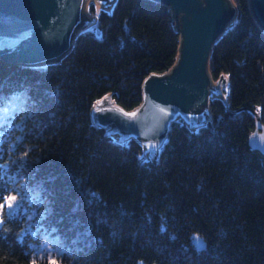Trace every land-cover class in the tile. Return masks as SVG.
I'll return each mask as SVG.
<instances>
[{
    "label": "trees",
    "instance_id": "16d2710c",
    "mask_svg": "<svg viewBox=\"0 0 264 264\" xmlns=\"http://www.w3.org/2000/svg\"><path fill=\"white\" fill-rule=\"evenodd\" d=\"M234 3L210 55L225 81L208 120L175 118L153 151L93 112L105 96L137 108L145 80L176 63L169 4L118 0L58 61L0 59V264H264V153L250 145L252 110L264 123V29L249 0Z\"/></svg>",
    "mask_w": 264,
    "mask_h": 264
},
{
    "label": "water",
    "instance_id": "95a60500",
    "mask_svg": "<svg viewBox=\"0 0 264 264\" xmlns=\"http://www.w3.org/2000/svg\"><path fill=\"white\" fill-rule=\"evenodd\" d=\"M161 1L173 9L182 36L176 63L145 80L144 99L137 108L128 111L110 100L106 105L108 98L103 97L93 112L100 126L115 127L123 137L136 136L146 146L163 144L170 123L179 114L194 127L208 120L214 83L211 51L237 12L233 0ZM249 3L264 29V0ZM84 7L85 0H0V59L23 65L60 60L73 45ZM224 81L222 76L217 86ZM252 111L257 126L250 145L264 153V123L261 113ZM192 243L198 250L208 247L197 233L192 234Z\"/></svg>",
    "mask_w": 264,
    "mask_h": 264
},
{
    "label": "rangeland",
    "instance_id": "374dc122",
    "mask_svg": "<svg viewBox=\"0 0 264 264\" xmlns=\"http://www.w3.org/2000/svg\"><path fill=\"white\" fill-rule=\"evenodd\" d=\"M117 1L118 0H85L84 20H83L82 24H80L78 26L76 33L81 31L82 29H94L96 27V21H97L98 13L100 12V10L101 9H106V10L112 12L114 7H115V5H116V3H117ZM233 1L235 2V0H233ZM91 3H93L94 6L97 9L95 12L90 9ZM216 85H217V83H213L212 91L215 88H217ZM212 96H215V94H213V92H212ZM105 98H108V100L106 102V105H108V104L110 105L111 102L114 103V100H112V98L110 96H105ZM101 100L102 99H100L99 101H101ZM203 113L207 114L205 110L203 111ZM176 118L177 119H181L183 117H182V115L179 114L178 116H176ZM108 130L110 132H112V135L116 139L121 140V141H122V139H124V138H122L123 134L121 132H119L115 127L108 126ZM156 147H158V146H156L154 144L147 145V148L151 149V151L155 150Z\"/></svg>",
    "mask_w": 264,
    "mask_h": 264
},
{
    "label": "bare ground",
    "instance_id": "6f19581e",
    "mask_svg": "<svg viewBox=\"0 0 264 264\" xmlns=\"http://www.w3.org/2000/svg\"><path fill=\"white\" fill-rule=\"evenodd\" d=\"M185 120V119H184Z\"/></svg>",
    "mask_w": 264,
    "mask_h": 264
}]
</instances>
